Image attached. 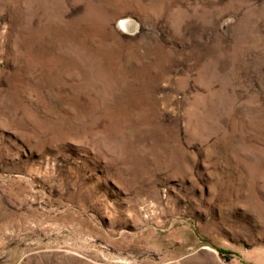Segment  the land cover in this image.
Returning <instances> with one entry per match:
<instances>
[{
	"label": "rangeland",
	"instance_id": "374dc122",
	"mask_svg": "<svg viewBox=\"0 0 264 264\" xmlns=\"http://www.w3.org/2000/svg\"><path fill=\"white\" fill-rule=\"evenodd\" d=\"M0 264H264V0H0Z\"/></svg>",
	"mask_w": 264,
	"mask_h": 264
},
{
	"label": "bare ground",
	"instance_id": "6f19581e",
	"mask_svg": "<svg viewBox=\"0 0 264 264\" xmlns=\"http://www.w3.org/2000/svg\"><path fill=\"white\" fill-rule=\"evenodd\" d=\"M123 24H124V26L129 27L131 25V21L123 20Z\"/></svg>",
	"mask_w": 264,
	"mask_h": 264
}]
</instances>
